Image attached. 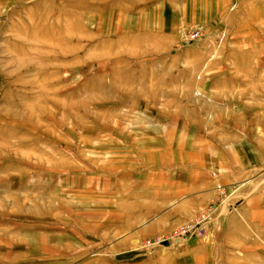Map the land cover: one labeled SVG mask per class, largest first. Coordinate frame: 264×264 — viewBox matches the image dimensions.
Wrapping results in <instances>:
<instances>
[{
  "label": "rangeland",
  "instance_id": "obj_1",
  "mask_svg": "<svg viewBox=\"0 0 264 264\" xmlns=\"http://www.w3.org/2000/svg\"><path fill=\"white\" fill-rule=\"evenodd\" d=\"M197 263L264 264V0H0V264Z\"/></svg>",
  "mask_w": 264,
  "mask_h": 264
},
{
  "label": "crops",
  "instance_id": "obj_2",
  "mask_svg": "<svg viewBox=\"0 0 264 264\" xmlns=\"http://www.w3.org/2000/svg\"><path fill=\"white\" fill-rule=\"evenodd\" d=\"M181 180L184 181V185L185 184L187 185V188L182 190V192L184 191V193L181 196L186 195L187 197H190L191 201H193L195 203V205H199V203L201 202L202 198L203 199H207L206 196L212 195L214 193L215 182L211 178H207L205 176L192 177V176H189V175H185L183 177V179H181ZM220 181L222 182V180H220ZM217 184H218V179H217ZM185 207H186V203L182 204L180 206V209H184L185 210L186 209ZM177 210L179 211L178 208H177ZM192 210H194V209H192ZM152 211H154V210H152ZM164 212H160V213L153 212V215L150 217L151 218V222L155 221L157 218H158V220H161V218H159V217H163L165 215ZM168 212L169 211H166V213H168ZM172 218H174V217L170 216V215L168 216V220H170ZM171 221H174V220H171ZM170 223H172V222H170ZM152 229H155L158 232L159 231L161 232V231L164 230L159 225L153 224V225H151L149 227L146 226L144 229H142V234L150 235V234H152L155 231V230H152ZM207 245H208L207 248L201 247L202 245L200 246V244H197V243H196V245L194 244L195 247L192 246V248L194 249V252H195L194 253V259L196 261L197 260L201 261V259L205 261V259L209 257V255L207 254L208 253L207 251L210 249L209 245H211L212 247L213 246L215 247L216 245H218L221 248V250L224 249V241L222 240L221 242H219L218 240L216 241L215 238L210 239L208 241ZM207 255H208V257H207Z\"/></svg>",
  "mask_w": 264,
  "mask_h": 264
},
{
  "label": "built area",
  "instance_id": "obj_3",
  "mask_svg": "<svg viewBox=\"0 0 264 264\" xmlns=\"http://www.w3.org/2000/svg\"><path fill=\"white\" fill-rule=\"evenodd\" d=\"M201 219L202 220L205 219V214H202ZM196 223H198V222H196ZM197 225H199V223L196 224V225H189L188 227H183L182 233L183 234H188V236L193 237L194 236V232L198 231L200 233V237H203L204 233L202 234L203 231L201 229L197 228Z\"/></svg>",
  "mask_w": 264,
  "mask_h": 264
}]
</instances>
